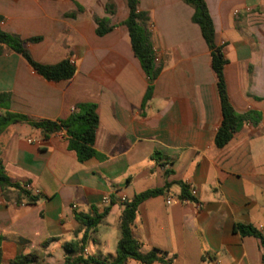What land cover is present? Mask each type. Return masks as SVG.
Masks as SVG:
<instances>
[{
  "label": "crops",
  "instance_id": "obj_1",
  "mask_svg": "<svg viewBox=\"0 0 264 264\" xmlns=\"http://www.w3.org/2000/svg\"><path fill=\"white\" fill-rule=\"evenodd\" d=\"M204 2L230 103L251 115L222 148L214 144L221 113L210 52L182 0H138L159 69L147 102L148 78L123 26L126 0H0L1 31L41 37L26 45L34 61L75 68L69 80L47 81L20 55L0 53V94L8 96L0 115L21 117L0 131V170L37 197L29 204L0 192V264L19 253L63 263V244L85 230L76 215L105 209L82 256L111 261L123 203L151 190L160 193L132 219L140 253L158 250L169 264H264L260 240L235 230L250 225L264 238V0ZM95 17L107 18L111 31L97 36ZM81 105H93L98 118L95 155L83 162L64 128L45 137L31 125L65 120Z\"/></svg>",
  "mask_w": 264,
  "mask_h": 264
},
{
  "label": "trees",
  "instance_id": "obj_2",
  "mask_svg": "<svg viewBox=\"0 0 264 264\" xmlns=\"http://www.w3.org/2000/svg\"><path fill=\"white\" fill-rule=\"evenodd\" d=\"M182 2L192 8L193 14L191 21L198 26L200 34L210 52L211 69L216 78L215 87L221 113V121L214 137V144L217 148H222L231 139L238 126L242 122L249 120L251 115L236 114L230 103L223 71L226 60L221 47L215 44L214 27L204 0H182ZM126 4L128 17L123 22V26L127 29L132 52L138 60L142 71L148 78V88L144 98V101L147 102L151 96L153 82L159 73V69L155 67L150 42L146 33L143 31L146 23V14L139 11L138 0H126ZM105 9L109 11V5H106ZM94 23L96 25L95 33L97 36H103L112 29L109 26V20L107 18L95 17ZM40 41L41 37L21 40L12 34L0 30V53L2 52V48H6L20 55L36 74L47 81L58 82L71 79L74 76L75 68L69 60H62L53 65H45L31 58L26 45L37 44ZM7 97L5 94H0V98L7 99ZM20 119L21 117L12 116L9 113L0 115V131L6 125ZM97 124L98 118L93 105L77 106L65 120L54 122L44 120L31 123L34 128L40 129L45 137L60 132L64 128L68 136V148L74 152L79 162H83L95 155L92 147ZM25 186V184L21 185L17 182H11L0 170V192L4 198H7L10 193H15L17 199L23 198L29 204L35 203L37 197L27 191ZM159 193V190L142 192L137 194L130 202L123 203L119 220L120 236L116 244L115 256L111 261L100 260L95 257L84 258L82 256L88 232L105 217L108 209H105L101 214H94L92 217L76 215L75 219L85 227V230L80 238L63 244L66 255L61 264H125L128 259L137 260L140 264H153L158 261L169 264L168 261L163 260L158 250L153 249L146 254L140 253L139 246L132 234V219L137 206L147 198L156 196ZM181 197L183 199H191L186 187L183 185H181ZM19 201L17 200V202ZM235 230L242 236L258 238L264 248V238L253 226L241 224L235 226ZM47 243L44 242L43 245ZM36 260L37 257L34 254L19 253L8 264H37ZM262 261L264 263V256L262 257Z\"/></svg>",
  "mask_w": 264,
  "mask_h": 264
},
{
  "label": "built area",
  "instance_id": "obj_3",
  "mask_svg": "<svg viewBox=\"0 0 264 264\" xmlns=\"http://www.w3.org/2000/svg\"><path fill=\"white\" fill-rule=\"evenodd\" d=\"M171 199H172V198L168 197V198L166 199V204H169V203L171 202ZM122 200H124V199H122ZM182 202H183V203H188V202H189V199H186V198H185V199H182Z\"/></svg>",
  "mask_w": 264,
  "mask_h": 264
}]
</instances>
